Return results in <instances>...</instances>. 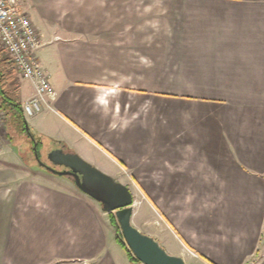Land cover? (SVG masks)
<instances>
[{
  "label": "crops",
  "instance_id": "1",
  "mask_svg": "<svg viewBox=\"0 0 264 264\" xmlns=\"http://www.w3.org/2000/svg\"><path fill=\"white\" fill-rule=\"evenodd\" d=\"M22 7L56 92L40 110L52 118L39 122L38 111L32 126L44 123V135L104 172H161L165 196L152 208L167 226L161 237L146 233L185 262L195 255L207 264H264V254L256 260L264 121L250 116L264 114V0H24ZM18 77L24 105L35 89ZM5 134L0 264H136L99 201L71 178L35 168L23 139Z\"/></svg>",
  "mask_w": 264,
  "mask_h": 264
},
{
  "label": "water",
  "instance_id": "2",
  "mask_svg": "<svg viewBox=\"0 0 264 264\" xmlns=\"http://www.w3.org/2000/svg\"><path fill=\"white\" fill-rule=\"evenodd\" d=\"M36 157L44 168L72 178L74 184L99 201L105 211L115 214L125 242L142 264H186L183 256L168 252L157 238L132 223L134 195L128 185L94 166L77 152L66 151L62 147L53 148L48 153L52 164L42 161L38 155ZM54 165L64 166V169Z\"/></svg>",
  "mask_w": 264,
  "mask_h": 264
},
{
  "label": "built area",
  "instance_id": "3",
  "mask_svg": "<svg viewBox=\"0 0 264 264\" xmlns=\"http://www.w3.org/2000/svg\"><path fill=\"white\" fill-rule=\"evenodd\" d=\"M24 0H0V46L6 50L20 77L33 83L35 92L23 105L25 115L32 116L56 92L41 65L36 49L39 32L23 9ZM6 127V114L0 110V128Z\"/></svg>",
  "mask_w": 264,
  "mask_h": 264
},
{
  "label": "rangeland",
  "instance_id": "4",
  "mask_svg": "<svg viewBox=\"0 0 264 264\" xmlns=\"http://www.w3.org/2000/svg\"><path fill=\"white\" fill-rule=\"evenodd\" d=\"M17 78H19V77L17 76ZM42 109H44V108H42ZM49 114H50V111L42 110L36 114V115L41 116V117H39L40 119H37V120H40L39 122H42V121H44V119H43L44 117H42V116H50L51 117V115H49ZM253 115L260 116V121H262V120L264 121V114L258 113L257 110H253V112L250 113V116H253ZM25 116L27 117L26 119L29 120V121L28 120L27 121H28L31 129L33 130V132H35L37 135L41 136L45 142V144L43 145V147L40 150V153H41L40 159L42 161L48 163V164H52L50 162V160L48 159V153L50 152V150L55 148L53 143H52V140H56L55 136L53 135L50 137V136L43 134L44 132H42V131L43 130L46 131L44 123H42V124H40L39 122H38V124L35 123V128H34L31 124V122H34L33 120L36 118L35 116H32V117L28 116V115H25ZM36 128L39 129L42 133L39 134V132L36 131ZM4 131L6 132V129L4 130V128H0V147H2L5 143H7L9 141L6 138V134ZM27 151H28V149H27ZM28 153H29L28 154L29 160L32 162L34 167L35 168L39 167V168L44 169V171H46V168H44L43 166L42 167L39 166L37 164V161L33 159L34 154L33 153L31 154V152H28ZM94 166H96V165H94ZM106 173L110 174L116 180L123 182L124 184L128 185L131 188L133 195H134V205L133 206H134V209L136 211V216H135L134 220H132V223L137 228L139 227V229L145 233L147 231L149 232L150 231L149 229H151L154 234L158 235V237H161L163 234L162 229L167 226L166 220H164V218L161 216V214L158 210H156L154 207L152 208V202L153 203L154 202L159 203L161 201L162 196H165V193H163L161 191V189H162V185H161V181H160V179L162 178L161 172H121L120 171V172H106ZM202 173L205 176L208 174L207 172H202ZM258 173L260 175L264 176V172H258ZM51 174H54V173H51ZM54 175H57V174H54ZM193 175L194 176L190 177V179L192 181H195L196 179H198V176L195 175L194 172H193ZM202 175H200V176H202ZM57 176L63 177L61 175H57ZM66 177H68V176H66ZM200 187H201V193L203 192V194H205V187H204L203 183L201 184ZM117 236L122 238L125 242V239H124V236H123V233H122L120 227H119V230L117 229ZM160 243L168 252L177 254V253H175V249L173 247L167 246V245L163 244V242H161V241H160ZM171 243L174 244L173 241ZM126 245H127V243H126ZM127 247H128V245H127ZM128 249H129V247H128ZM258 251H259V254L256 255V260H259L260 257H262V254H264V229H263V233H262V243H260V247H259ZM186 264H207V263H205L203 261V259L199 256L188 255Z\"/></svg>",
  "mask_w": 264,
  "mask_h": 264
},
{
  "label": "trees",
  "instance_id": "5",
  "mask_svg": "<svg viewBox=\"0 0 264 264\" xmlns=\"http://www.w3.org/2000/svg\"><path fill=\"white\" fill-rule=\"evenodd\" d=\"M17 76L18 73L15 65L10 61L6 50L0 46V110L4 111L6 114L5 129L7 136L11 140L23 139V150L26 152V157L29 158L28 152H31V154L33 153V159L42 167L36 155L41 158L40 150L45 142L41 136L33 132L26 119L23 103L20 97V89L17 84ZM52 143L54 147H62L66 151L75 152L63 141L52 140ZM109 214L114 225L119 230V224L115 214L113 212H110ZM118 239L127 248L131 260L136 264H142L141 261L132 254L130 249H128L124 240L120 237H118Z\"/></svg>",
  "mask_w": 264,
  "mask_h": 264
},
{
  "label": "flooded vegetation",
  "instance_id": "6",
  "mask_svg": "<svg viewBox=\"0 0 264 264\" xmlns=\"http://www.w3.org/2000/svg\"><path fill=\"white\" fill-rule=\"evenodd\" d=\"M55 148H57V147H55ZM56 168H58V169H64V166H58V165H54ZM70 178V177H69Z\"/></svg>",
  "mask_w": 264,
  "mask_h": 264
}]
</instances>
